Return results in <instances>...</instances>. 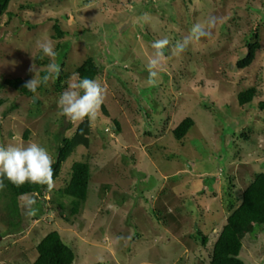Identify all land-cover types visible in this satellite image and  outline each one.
Returning <instances> with one entry per match:
<instances>
[{
    "label": "rangeland",
    "instance_id": "rangeland-1",
    "mask_svg": "<svg viewBox=\"0 0 264 264\" xmlns=\"http://www.w3.org/2000/svg\"><path fill=\"white\" fill-rule=\"evenodd\" d=\"M210 16L218 18L212 37L172 55L170 47ZM164 38L171 43L163 70L149 86L152 44ZM45 40L66 77L57 90L52 73L33 96L0 88V146L35 142L55 162L60 140L80 124L60 116L57 101L89 57L107 95L89 123L88 147L62 163L54 190L27 195L35 215L24 214L19 197V228L11 230L17 218L0 197V264H31L50 231L73 250V264H209L231 210L264 173V0H10L0 15V83L32 79L33 63L38 78L49 75L52 61L37 47ZM253 42V62L236 69ZM248 88L255 97L242 108L237 94ZM186 117L194 126L177 140L172 131ZM74 162L88 164L89 186L72 217L70 199L57 192ZM238 257L264 264V226L242 239Z\"/></svg>",
    "mask_w": 264,
    "mask_h": 264
},
{
    "label": "trees",
    "instance_id": "trees-1",
    "mask_svg": "<svg viewBox=\"0 0 264 264\" xmlns=\"http://www.w3.org/2000/svg\"><path fill=\"white\" fill-rule=\"evenodd\" d=\"M10 0H0V15H3L8 7ZM57 36L61 37L62 32L58 26H54ZM67 45V44H66ZM66 45L60 46V51H64ZM258 49L257 42L247 43V52L236 62V69H243L249 66ZM66 56V51L60 54L58 63L63 64L62 59ZM99 67L94 59L89 57L85 59L76 69L75 74L79 78L98 79ZM45 75V73H43ZM57 87L60 89V84L66 77L61 70L57 74ZM25 81L20 78H7L0 83V88L3 86L9 87L21 95L33 96V92L24 87ZM255 97V89L248 88L237 94L238 105L242 108L248 107ZM264 106V104H261ZM194 126L191 118H184L174 129L173 134L177 140H181L189 130ZM89 122L84 120L75 129L70 138H62L61 146L57 149V158L53 163L54 180L57 179L60 173L61 165L69 155L78 147H88L89 145ZM6 187L0 190V197L4 198L5 211L9 219L17 218L16 222L8 223L11 230L19 228V209L18 198L31 194H42L45 187L26 183L21 187L13 185L6 177L0 178ZM89 186V166L85 162H74L71 166V174L66 184L58 190V196L70 199L71 206L68 213L74 217L80 211L87 199ZM231 206V205H230ZM233 208V207H231ZM57 209L60 213L65 212L64 205L58 203ZM264 226V173L256 174L245 187L240 204L231 210V213L226 219L225 225L222 227L217 239L215 240L211 260L209 264H244L238 257L242 249V239L246 235L254 232L255 228ZM205 238L203 242H205ZM36 257L31 264H73L75 255L73 250L66 245L61 239L57 231L48 232L36 245Z\"/></svg>",
    "mask_w": 264,
    "mask_h": 264
},
{
    "label": "clouds",
    "instance_id": "clouds-1",
    "mask_svg": "<svg viewBox=\"0 0 264 264\" xmlns=\"http://www.w3.org/2000/svg\"><path fill=\"white\" fill-rule=\"evenodd\" d=\"M217 22L216 16H210L204 24L199 22L193 24L189 29V34L182 41H177L170 47L171 54L180 55L202 39H210ZM170 43L167 38H164L156 40L152 44L155 51L147 64L146 83L149 86H154L158 82L160 72L163 70L165 49L169 48ZM37 47L52 62L48 65L49 75L42 78H38L35 63L30 66L29 72H33L35 75L25 82L24 87L33 93H36L41 84L48 83L52 78V73L58 74L60 71L59 65L55 63L56 52L52 42L50 40L37 41ZM77 77L78 74H74L69 79L67 88L60 95L57 101L58 114L74 125L82 123L86 118L92 124L98 118L101 105L107 95V89L102 86L99 80L86 77L77 79ZM53 163V158L48 150L35 142L28 143L26 146L15 144L0 146V178L6 177L18 188L26 183H31L45 187L46 192L53 191L55 188ZM5 187L3 180L0 179V190ZM21 200L24 214L29 217L35 215L37 211L34 207L36 205L35 198H29L25 194Z\"/></svg>",
    "mask_w": 264,
    "mask_h": 264
},
{
    "label": "water",
    "instance_id": "water-1",
    "mask_svg": "<svg viewBox=\"0 0 264 264\" xmlns=\"http://www.w3.org/2000/svg\"><path fill=\"white\" fill-rule=\"evenodd\" d=\"M34 101L36 102V100L34 99Z\"/></svg>",
    "mask_w": 264,
    "mask_h": 264
}]
</instances>
